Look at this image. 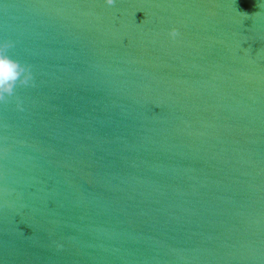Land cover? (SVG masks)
<instances>
[{
	"label": "water",
	"instance_id": "water-1",
	"mask_svg": "<svg viewBox=\"0 0 264 264\" xmlns=\"http://www.w3.org/2000/svg\"><path fill=\"white\" fill-rule=\"evenodd\" d=\"M4 43L0 264H264V0H0Z\"/></svg>",
	"mask_w": 264,
	"mask_h": 264
},
{
	"label": "clouds",
	"instance_id": "clouds-1",
	"mask_svg": "<svg viewBox=\"0 0 264 264\" xmlns=\"http://www.w3.org/2000/svg\"><path fill=\"white\" fill-rule=\"evenodd\" d=\"M113 2L114 0H108L110 4ZM169 35L175 39L178 32L172 30ZM12 46L11 43L0 44V103L14 96L18 86L30 87L34 84L31 69L7 54Z\"/></svg>",
	"mask_w": 264,
	"mask_h": 264
}]
</instances>
